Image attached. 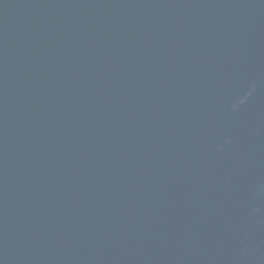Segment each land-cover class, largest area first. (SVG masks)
I'll use <instances>...</instances> for the list:
<instances>
[{
  "label": "water",
  "instance_id": "water-1",
  "mask_svg": "<svg viewBox=\"0 0 264 264\" xmlns=\"http://www.w3.org/2000/svg\"><path fill=\"white\" fill-rule=\"evenodd\" d=\"M0 264H264V0H0Z\"/></svg>",
  "mask_w": 264,
  "mask_h": 264
}]
</instances>
